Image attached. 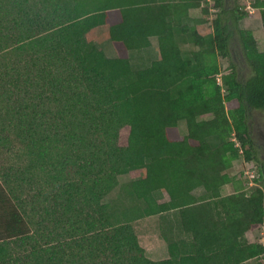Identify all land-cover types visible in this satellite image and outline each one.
Returning a JSON list of instances; mask_svg holds the SVG:
<instances>
[{
  "label": "trees",
  "instance_id": "obj_1",
  "mask_svg": "<svg viewBox=\"0 0 264 264\" xmlns=\"http://www.w3.org/2000/svg\"><path fill=\"white\" fill-rule=\"evenodd\" d=\"M206 1L0 0V108L8 102L0 126L24 145L16 181L37 183L45 203L32 228L26 207L0 185V264H264V245L247 239L264 230V188L229 172L242 155L259 160L248 119L264 111V48L239 27L247 14L225 0L211 5L219 9L214 32L201 34ZM253 6L264 27V0ZM199 9L205 17L192 18ZM105 25L114 58L87 39ZM234 37L252 70L245 81ZM152 38L160 59L134 69L131 53ZM220 59L229 62L224 70ZM139 170L145 177L127 185L134 205L116 213L104 198ZM228 185L234 192L224 196ZM160 190L167 202L155 199ZM174 210L192 242L166 238L170 258L153 261L133 222ZM11 242L29 250L19 256Z\"/></svg>",
  "mask_w": 264,
  "mask_h": 264
},
{
  "label": "rangeland",
  "instance_id": "obj_2",
  "mask_svg": "<svg viewBox=\"0 0 264 264\" xmlns=\"http://www.w3.org/2000/svg\"><path fill=\"white\" fill-rule=\"evenodd\" d=\"M253 2L254 0H225L224 6L226 9H233L236 6H240V11L244 12V14H248V16L253 15L254 17V9L251 8ZM212 4H214V0H207L202 5L209 8V17H206L207 22L204 27L205 29H203V33H201L203 35L214 32L213 22L217 18L219 9L212 8ZM199 14L201 15V9L197 10L194 15L200 16ZM201 16L205 17L204 14ZM248 16L245 15L244 18L239 21L238 24L240 28L249 27V24L247 23V19L249 18ZM187 20H190V25H194L192 18H188ZM99 32L94 31V33H89L90 35L88 34L89 37L87 35V39L88 41L93 43L97 41V43L101 45V47L105 48L108 39L107 34H100ZM4 43L5 42L0 43V48H3L2 44ZM10 47L11 46L9 45L8 49L5 51L8 52V54L5 56L6 63L9 64V67L12 65L11 63L13 62V59H15V55L12 52L9 53V51H11L12 49ZM184 52H187L186 47L184 48ZM232 54L234 62L239 67L241 80H247L248 77L252 74V70L249 67L244 56L238 37H234L233 39ZM144 64L147 63L144 61L143 57H138L137 55L134 58V69L142 68ZM228 65V61L220 59V66L223 70L227 68ZM1 102H3V106L0 108V124H6V120H2L1 117L4 116V113H6L5 106L8 105V102L6 98H2ZM248 121L252 137L256 143L258 151L257 156L259 160H257V162H246L244 156L242 155L241 158L235 162L234 167L231 168L229 172L231 176H238L239 180L243 181L244 184H248L249 187L254 186L256 180H259V185L264 188V111L255 109L251 110ZM11 128L13 127L11 126ZM5 129L6 127L0 126V185L2 186V188H4V190L6 189L10 197L15 200L16 205H18L19 207L23 206L24 211L26 207L27 218L32 224V228L34 227L36 229L38 228V222L41 221L40 219L44 214L42 204L44 205L45 203L43 202V198L37 195L40 189L39 186L36 185L37 183L33 182L32 184H25L23 181H16L15 177L18 178L19 176V179H21V171L25 169V149L22 142L19 141L18 137H16L14 131L6 133ZM181 129H184L183 125L181 126ZM2 131H4V133H2ZM129 134L130 127L126 126L121 129L119 138V144L121 146H126L128 144ZM6 135H9L10 137L8 138ZM3 138L7 140H4ZM211 143L214 146H217L219 144L217 138H212ZM144 172L145 170L133 171L126 175L120 176L118 186L104 198L103 202L110 204L112 206V209H114V211L118 214H120V212H122L126 207L133 206L134 202L131 196L128 194L127 185L133 181L132 179L139 178ZM24 203L26 204V206H24ZM148 224H150V222H148ZM43 226L46 227V224H43ZM145 227H147L146 223H142L137 226L136 229L141 238L139 239L140 245L146 250V255L149 259L161 257V255H158L159 250L156 249V237L147 236L146 232L144 231ZM253 239L255 240V242L264 245V230L262 229L255 232ZM11 245H13L14 251L16 252V254H19V256L24 255L25 252L29 250V247L21 248L16 244V242H11ZM262 262H264V259Z\"/></svg>",
  "mask_w": 264,
  "mask_h": 264
},
{
  "label": "crops",
  "instance_id": "obj_3",
  "mask_svg": "<svg viewBox=\"0 0 264 264\" xmlns=\"http://www.w3.org/2000/svg\"><path fill=\"white\" fill-rule=\"evenodd\" d=\"M254 9V17L252 16H247L249 17L247 19V23L249 24V27H245L243 29H247L250 30L254 33L257 41L259 42V45L261 48H264V27H263V22H262V15H261V11L260 9H257L253 6L252 3V7ZM192 18H197V15H192ZM247 18V17H246ZM190 20H185V24H189L190 25ZM255 24V26H254ZM205 25H200L198 27V30L200 33H203L202 30L205 29L204 28ZM94 31L99 32L100 34H107V43H106V47H101V45H99L97 43V41H95L96 45L103 50L106 55L108 57L114 58L117 56V52L116 49L114 48V45L112 43L111 37H110V32H109V28L108 26H100L97 27L95 29H93L90 33H94ZM89 34V33H88ZM90 35V34H89ZM88 35V37H89ZM136 53H131V55H133V60L134 58L138 55V57H143L144 61L149 65L152 64V62L157 61L160 59L161 54H160V48H159V43L155 38L151 39V45L150 47H148L145 50H142L141 52H137ZM139 171H143V170H139ZM146 172L142 173V175L137 178V179H132L133 181L136 180H140L143 179L145 177ZM234 192V188L232 185H228L226 187L223 188V194L224 196H228L230 194H232ZM194 195L196 197H202L205 195V191L203 189H198L194 192ZM154 197L155 199L158 201V203H164L167 202L169 197L168 194L163 191H156L154 193ZM148 222H150V224H148ZM142 223H146L147 227H145V232L147 236H154L156 237L155 239V243L157 245V248L159 250V254L161 255V257H157V258H150L153 261H162V260H166L168 258H170V253H169V248H168V240L166 238H170L171 240L174 241H178L180 242L181 240L186 241L187 243L192 242V238L186 234H183L182 230H181V218H180V213L177 210L168 212V213H164L161 215H155V216H150V217H145V218H139L137 220H135L133 222V225L135 227V230L137 229V226H139ZM136 233L140 238V235L138 234L137 230ZM254 233L255 232H250L247 234V239L251 242V243H255L254 238ZM141 241V240H140ZM248 264H257V261L255 260H251L248 262Z\"/></svg>",
  "mask_w": 264,
  "mask_h": 264
}]
</instances>
